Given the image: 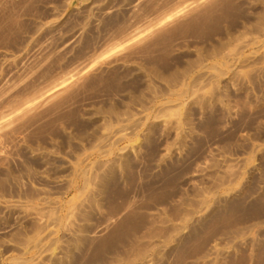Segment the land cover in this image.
Returning a JSON list of instances; mask_svg holds the SVG:
<instances>
[{
	"label": "rangeland",
	"instance_id": "obj_1",
	"mask_svg": "<svg viewBox=\"0 0 264 264\" xmlns=\"http://www.w3.org/2000/svg\"><path fill=\"white\" fill-rule=\"evenodd\" d=\"M4 117L0 264H264V0H0Z\"/></svg>",
	"mask_w": 264,
	"mask_h": 264
},
{
	"label": "bare ground",
	"instance_id": "obj_2",
	"mask_svg": "<svg viewBox=\"0 0 264 264\" xmlns=\"http://www.w3.org/2000/svg\"><path fill=\"white\" fill-rule=\"evenodd\" d=\"M198 2V0H197ZM73 81V77H67L56 83L53 87L49 89V95H52L56 92L62 91L65 88L69 86V84ZM18 113V112H17ZM10 118L4 117V121L0 122V128L2 127L3 124H5Z\"/></svg>",
	"mask_w": 264,
	"mask_h": 264
}]
</instances>
